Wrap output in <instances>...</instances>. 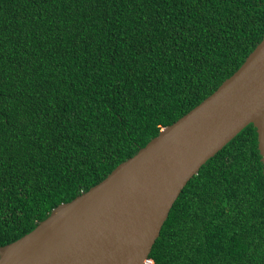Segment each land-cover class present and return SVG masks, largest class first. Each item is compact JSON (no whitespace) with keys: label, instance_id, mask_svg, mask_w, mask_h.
I'll return each mask as SVG.
<instances>
[{"label":"trees","instance_id":"obj_1","mask_svg":"<svg viewBox=\"0 0 264 264\" xmlns=\"http://www.w3.org/2000/svg\"><path fill=\"white\" fill-rule=\"evenodd\" d=\"M264 0H0V247L103 181L231 77ZM253 124L170 211L153 264H264Z\"/></svg>","mask_w":264,"mask_h":264},{"label":"water","instance_id":"obj_2","mask_svg":"<svg viewBox=\"0 0 264 264\" xmlns=\"http://www.w3.org/2000/svg\"><path fill=\"white\" fill-rule=\"evenodd\" d=\"M249 124L264 164V38L198 106L32 232L0 247V264H147L188 182Z\"/></svg>","mask_w":264,"mask_h":264},{"label":"built area","instance_id":"obj_3","mask_svg":"<svg viewBox=\"0 0 264 264\" xmlns=\"http://www.w3.org/2000/svg\"><path fill=\"white\" fill-rule=\"evenodd\" d=\"M147 264H153V261L152 260H148Z\"/></svg>","mask_w":264,"mask_h":264},{"label":"bare ground","instance_id":"obj_4","mask_svg":"<svg viewBox=\"0 0 264 264\" xmlns=\"http://www.w3.org/2000/svg\"><path fill=\"white\" fill-rule=\"evenodd\" d=\"M250 125V124H249Z\"/></svg>","mask_w":264,"mask_h":264}]
</instances>
